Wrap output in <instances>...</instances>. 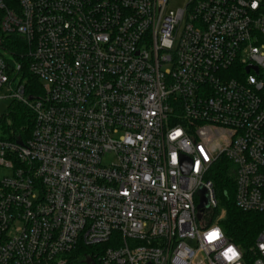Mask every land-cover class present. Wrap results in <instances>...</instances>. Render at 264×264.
<instances>
[{"label":"built area","instance_id":"2783aa9c","mask_svg":"<svg viewBox=\"0 0 264 264\" xmlns=\"http://www.w3.org/2000/svg\"><path fill=\"white\" fill-rule=\"evenodd\" d=\"M168 3L0 0V104L35 116L22 141L6 138L0 115V168L11 172L0 181V264H70L79 247L95 248L94 264H225L235 245L225 211L205 221L219 210L211 174L224 162L237 209L264 214V0L255 10L185 0L166 14ZM11 35L27 46L20 60L3 49ZM216 226L224 239L209 246ZM261 243L264 229L235 245L239 264H264Z\"/></svg>","mask_w":264,"mask_h":264},{"label":"trees","instance_id":"16d2710c","mask_svg":"<svg viewBox=\"0 0 264 264\" xmlns=\"http://www.w3.org/2000/svg\"><path fill=\"white\" fill-rule=\"evenodd\" d=\"M1 17L0 14V35L1 33ZM3 49L7 50L11 55L20 60V56L25 54L27 46L23 39L18 35L3 37ZM24 62L22 75L27 82L29 90H35L36 94H40L39 81L29 73V61ZM35 128V116L33 112L21 104L15 103L10 108V112L5 117L3 129L6 138L9 140H25L32 135ZM211 179L214 182L216 198H220L219 209L225 211V217L220 222L227 238L235 245L248 249L253 246L257 237L264 229V214L246 213L237 209L235 205V181L233 177V166L224 162L218 165ZM219 214V210L211 214L214 219ZM93 247H79L70 256V264H85L89 258L96 263Z\"/></svg>","mask_w":264,"mask_h":264},{"label":"clouds","instance_id":"9594fccd","mask_svg":"<svg viewBox=\"0 0 264 264\" xmlns=\"http://www.w3.org/2000/svg\"><path fill=\"white\" fill-rule=\"evenodd\" d=\"M259 7V0H252V4H251V8L253 10L257 9ZM170 33H165L164 34V39L162 41V44L166 47H171L172 46V41L171 39H169ZM183 129L180 127H177L176 129H174L171 133H170V139L175 140L178 137H181L183 135ZM138 139H141L140 137H138ZM121 140L124 143L127 144H135V140L130 136V135H126V136H122ZM176 155L173 154L172 155V163L175 164L176 163ZM146 179H148V177H145ZM127 190H125L124 195H127ZM224 231L221 227L216 226L214 228H212L211 230H209L208 232H206L204 234V239L205 242L209 245V246H214L217 242H220L221 240L224 239ZM260 249L262 252H264V243H261L259 245ZM221 256L223 258V260L225 261V264H239V262L242 259V253L237 249V247L235 245H228L222 252H221Z\"/></svg>","mask_w":264,"mask_h":264},{"label":"rangeland","instance_id":"374dc122","mask_svg":"<svg viewBox=\"0 0 264 264\" xmlns=\"http://www.w3.org/2000/svg\"><path fill=\"white\" fill-rule=\"evenodd\" d=\"M185 6V0H169V3L167 5L166 8V14H169V12L171 11H176L178 9H181ZM8 59L10 60L11 58L8 57ZM15 104V102H13L12 100H5L0 104V115L1 116H6L9 114L10 112V108L11 106H13ZM109 162V161H108ZM11 172L4 169V168H0V181L6 177V176H10ZM218 203L220 204V198L217 197ZM222 210L219 209V213H221ZM219 215V214H218ZM219 217V216H217ZM217 217H215L214 219L211 217V214H209L208 217H206L205 221L208 223L210 222H214L216 221Z\"/></svg>","mask_w":264,"mask_h":264},{"label":"water","instance_id":"95a60500","mask_svg":"<svg viewBox=\"0 0 264 264\" xmlns=\"http://www.w3.org/2000/svg\"><path fill=\"white\" fill-rule=\"evenodd\" d=\"M182 163H183V170L185 174H187L188 168L192 166V162L188 158H182ZM199 195L201 197V200H200V205L198 207L199 212H200L198 218L201 219V213L209 209V198H208L207 192L204 189L200 190ZM85 263L94 264L92 260L89 258L86 259Z\"/></svg>","mask_w":264,"mask_h":264},{"label":"flooded vegetation","instance_id":"af4514ba","mask_svg":"<svg viewBox=\"0 0 264 264\" xmlns=\"http://www.w3.org/2000/svg\"><path fill=\"white\" fill-rule=\"evenodd\" d=\"M86 264V263H85Z\"/></svg>","mask_w":264,"mask_h":264},{"label":"snow or ice","instance_id":"6c2138e0","mask_svg":"<svg viewBox=\"0 0 264 264\" xmlns=\"http://www.w3.org/2000/svg\"><path fill=\"white\" fill-rule=\"evenodd\" d=\"M207 158V157H206Z\"/></svg>","mask_w":264,"mask_h":264}]
</instances>
